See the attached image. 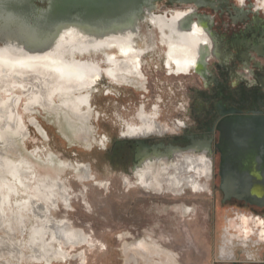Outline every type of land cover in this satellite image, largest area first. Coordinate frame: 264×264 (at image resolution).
<instances>
[{"label":"rangeland","instance_id":"1","mask_svg":"<svg viewBox=\"0 0 264 264\" xmlns=\"http://www.w3.org/2000/svg\"><path fill=\"white\" fill-rule=\"evenodd\" d=\"M247 4L254 8L257 5L263 7L264 3L247 0ZM151 30L150 28L148 31ZM146 31L143 30L144 33ZM141 44L138 46L143 47ZM153 44L152 41L147 43L154 50L141 61L142 74L146 79V91L124 88L120 84L116 89L109 87L108 82L104 80L102 82L105 84L98 87V93H92V106L97 114L91 121L95 140L84 143L69 130L65 120L62 119L59 125L56 115H48L39 108L35 110L31 108L24 112L25 104H19L18 112L22 117H19V120L25 126L27 137L25 141L17 139V146L10 153V158L17 159L18 154H22V158H29L35 164L31 158L32 152L39 151L45 156L51 151L62 161L91 166L88 180L86 178L77 182L70 172L67 175L62 174L63 179H66L62 183L65 185L67 181V190L71 199L68 205L58 202L51 209L54 219L62 220L74 230L82 232L87 244L72 250L63 246V253L70 254L65 259H53L49 264H135L125 249L128 245L147 237L162 248L170 250L178 264H263V246L249 259L244 252L237 251L235 262L219 259L222 220L234 203L221 202L222 196L217 188L218 158L213 165L209 191L202 195H193L185 191L186 193L179 198L156 196L145 193L138 187L129 189L125 186L124 180L134 182V178L133 165L128 156L129 142L121 138L123 121H131L133 114L141 105L145 106L146 112H150L154 105H158L160 122L168 124L171 128L175 120L188 123L190 116H187L182 109L190 108L194 100L205 101L208 93L216 92L213 83H209L210 80L219 83L223 80V77H220L209 65L205 69L207 78H201L192 72L187 77H167L162 66L161 48ZM5 71L12 72L9 69ZM106 89L108 91H105ZM194 113L196 114V111ZM31 120L44 131L48 141L29 124ZM60 127L62 130L59 129ZM174 138L175 136H166L162 139L152 136L147 142L151 145L163 142L167 146L173 143ZM36 165L40 166L38 168L40 171H44V165L40 163ZM191 175L195 176L194 184L189 188L184 186L181 190H177L178 194L185 189H191L197 194L205 191L206 186L198 182L203 176L202 172ZM185 177L187 175L183 174L182 178ZM89 179L91 181L93 179L94 184ZM195 185L198 187L196 191L193 189ZM174 191L165 185L160 194L163 192L175 194ZM22 196L23 193H20V197ZM180 206L191 209V214L185 218L181 217L175 212ZM14 208V202L4 207L5 224L0 228L1 241L9 244L8 236L12 240L20 241L17 245L23 248L25 257L19 258V264H44L35 263L28 258L31 249L28 250L26 243L23 242L24 239L28 242L30 232L37 226L36 221L28 210L22 209L19 216L23 220L22 225L25 230H21V224L17 223L13 214ZM254 212L261 215L259 211ZM47 242L56 250L59 249V246L50 239ZM8 252H1L0 264H17L16 253L12 254L15 259L11 260ZM79 253L82 255L79 256Z\"/></svg>","mask_w":264,"mask_h":264},{"label":"flooded vegetation","instance_id":"2","mask_svg":"<svg viewBox=\"0 0 264 264\" xmlns=\"http://www.w3.org/2000/svg\"><path fill=\"white\" fill-rule=\"evenodd\" d=\"M257 1L264 3V0ZM177 2L179 0H159L155 3V7L156 9H161L160 11H169L171 9L185 11L183 7L176 5ZM198 3V7L192 5L190 24L194 25V29L191 35L173 37L166 32L160 31L157 23H154V20H150L155 29V35H151L153 39L159 41L158 45L163 56L162 66L166 71L167 77H187L191 72H198L207 78L205 69L209 65L216 70L220 77H223V80L220 83L210 80L209 83H213L212 85L216 88V92L208 93L205 101L194 100L190 108L182 109L191 118H189L188 123L175 120V123L172 124L173 128H171L168 124L160 122L158 105H154L150 112H146L144 110L145 106L141 105L140 109L133 114L131 121H123V131L126 124L134 127L143 125V118H150L156 121L163 131L162 135H148L138 138H129L127 134L121 135V138L129 142L128 156L131 158L133 165L132 176L134 182L127 181L128 185L126 187L129 189L138 187L148 194L174 198L181 197L186 193L185 191H189L193 195L205 194L209 191V182L213 177V165L216 158H218L219 162V155L214 149L218 141V133L214 128L223 119L221 114H226L227 111L234 109L241 115H264V69L262 64L258 62L260 60L264 63V4L263 7L257 5L253 8V6L247 4V0H198ZM202 30H206L211 36L210 43L214 47L211 53L204 51V43L207 40L201 35ZM70 36L72 41L78 40L77 37H80V33H71ZM130 36L127 40L122 41L113 40L112 38H110L111 40L93 41L92 44L95 47H102L93 51H88L89 46L84 44V46H80L81 50L74 49L76 51L73 54L65 53V84L76 90L80 89L83 84L87 85L84 89H80L82 94L86 95L85 101L80 104V109L83 112L90 111L89 123L92 127L91 121L97 114L92 106L91 98L93 94L98 93V87L105 84L103 83L104 80L108 82L109 87L116 89L120 84L124 88L146 91V79L142 74L143 64L141 61L145 54L153 51V47L149 45L142 49L135 48V41L131 40ZM85 39L83 38V40ZM6 42L10 43L11 40L7 38ZM88 43L91 44V42ZM74 46L72 47L75 48ZM83 50H85V53L80 54L79 52ZM3 58H6V56H3ZM9 59L13 58L10 57ZM127 63L133 64L137 68L136 78L138 77L141 82L139 88L130 82L114 80L111 76V72L118 64ZM105 91L108 90L106 89ZM194 111H196V114ZM93 132H95L94 127ZM94 136L95 133L92 136L93 140H95ZM152 136H158L161 139L166 136H175V138L171 145L165 146L163 142L151 145L147 141ZM140 146L150 148L162 146L163 148L158 149L160 153L168 151L169 149L167 150V148H171V150L173 148L177 149L174 152L190 150L196 153L204 152L209 162L210 174L208 178L200 177L198 182L206 186L205 191L197 194L191 189H185L178 195L166 192L156 194L139 187L134 174V167L141 162L140 160H135ZM148 152L152 154V150ZM161 159V161L158 160L153 163H143V166L147 165L150 168L160 167L163 162L171 163L174 157H162ZM69 163L75 166L82 164ZM85 165L89 166V172L91 173V166ZM69 172L70 175H73V179L78 182V176L68 169L67 174ZM92 181L91 183H93ZM219 193L222 196V204L234 203L233 207L227 210L228 213L224 215L222 220L220 246L218 248L219 259L226 262H235L236 251L244 252L246 258L249 259L260 247H264V208L251 206L233 199L224 200L222 193L220 191ZM182 208L186 207L180 206L176 209L180 211ZM254 211L261 212V215L256 214ZM247 213L248 215H245ZM178 214L181 216L180 213ZM145 239L138 242H154L149 237ZM165 250L174 255L170 250ZM176 264L178 263L176 262Z\"/></svg>","mask_w":264,"mask_h":264},{"label":"bare ground","instance_id":"3","mask_svg":"<svg viewBox=\"0 0 264 264\" xmlns=\"http://www.w3.org/2000/svg\"><path fill=\"white\" fill-rule=\"evenodd\" d=\"M71 33L78 34L76 30L65 31L63 29L53 42L52 48L39 54L26 52L24 43L0 44V228L2 224H5V206L14 202L15 211L13 214L17 223L20 222L21 230H25V228L19 215L22 209L28 210L37 226L33 227L30 232L28 242L25 239L23 242L26 243L25 246L28 250L31 249L28 258L35 263L49 264L53 259H65L70 253L65 255L62 251L63 246L72 250L87 244V239L82 232L74 230L62 220L54 219L51 209L58 202L68 205L71 199L67 190V181L65 185L62 183L63 180H66L63 179L62 174L67 175L69 169L78 176L79 181H84L89 175V166L85 164L75 166L62 161L51 151L45 156L39 151L32 152L31 158L35 164L29 158H22V154H18L17 159L10 158V153L17 146V139L25 141L27 137L25 126L19 120L21 117L18 112L20 103L25 104L24 112L31 108L33 110L39 108L48 115H56L59 125H61L62 119L65 120L69 130L73 132L74 136L81 138L84 143L93 140L92 136L95 132L89 123L90 111L86 112L85 109L83 112L80 109V104L86 99V95H83L80 89H84L87 85L83 84L80 89L76 90L65 84V53H67L65 48L70 45L74 46L72 43L77 41L71 40ZM128 38L129 36L115 39L122 41ZM56 46H60L58 48H61V53L55 52ZM10 57L13 59H9ZM8 69L12 72L5 71ZM136 72L137 68L133 64H118L111 72V76L114 80L130 82L139 88L141 82L138 77L136 78ZM26 114L28 113L26 112ZM29 124L37 129L44 140H49L33 120L29 121ZM59 129L62 130L61 127ZM122 134H127L129 138H138L162 135L163 131L156 121L143 118V125L134 127L126 124ZM144 156L145 158L140 160L139 165L141 166L134 167V174L139 187L147 191L160 194L166 185L172 191L175 190L177 195V190H181L184 186L189 188L194 184L195 176L191 174L202 172L203 176L207 178L210 174L209 162L204 152L173 151L166 156L144 152ZM169 156L174 157L171 163L166 161L160 167L155 168L143 166V163L161 161L162 157ZM36 163L44 165V171H40L38 169L40 166ZM183 174L187 177L182 178ZM124 184L127 186L128 182L124 180ZM193 189L196 191L198 187L195 185ZM20 193H23L22 197H20ZM175 212L185 218L191 214V209L182 208L180 211L175 209ZM49 239L52 243H56L59 249L56 250L53 245L50 246V243L47 242ZM147 242L140 241L126 247L125 251L129 254L131 261L135 264H176L174 256L170 252L154 242ZM8 243L6 244L0 239V257H2V251H9L11 260L16 258L17 264H19V258L25 257L23 248L17 245L20 244V241L12 240L8 236ZM13 253H16L15 258L12 257ZM80 255L82 253H79Z\"/></svg>","mask_w":264,"mask_h":264},{"label":"water","instance_id":"4","mask_svg":"<svg viewBox=\"0 0 264 264\" xmlns=\"http://www.w3.org/2000/svg\"><path fill=\"white\" fill-rule=\"evenodd\" d=\"M158 1L0 0V44L7 43L9 38L13 44L24 43L26 52L39 54L52 48L60 31L72 29L80 33L79 39L72 43L78 51L84 44L89 46L88 51L102 48L88 42L125 38L129 34H132L130 37L135 41V48L148 47L149 41L159 46V41L152 37L155 29L150 20L157 23L160 31L173 37L191 35L194 29V25L190 24L192 5L198 7V0H179L176 5L185 11H160L155 7ZM150 28L152 30L148 31ZM201 35L210 41L211 36L206 30H202ZM83 38L86 39L81 41ZM58 47L54 48L55 52L61 53ZM65 49L71 54L76 51L71 45ZM79 53L83 54L85 50ZM221 116L223 119L214 128L218 133L214 146L219 155L218 189L224 200L233 199L264 208V115H241L231 109ZM159 148L163 147L140 146L135 160L144 159L143 153L151 150L153 155L158 156L177 150L167 148L170 152L160 153Z\"/></svg>","mask_w":264,"mask_h":264},{"label":"crops","instance_id":"5","mask_svg":"<svg viewBox=\"0 0 264 264\" xmlns=\"http://www.w3.org/2000/svg\"><path fill=\"white\" fill-rule=\"evenodd\" d=\"M205 47H204V51L205 52H207V53H211L212 52V50H214V47L211 45V43H210V41L208 40L206 43H205V45H204ZM202 50V51H203ZM258 62H260L261 64H262V68L264 69V63H263V61H260V60H258ZM197 67V66H196ZM196 69V68H195ZM194 69V70H195ZM193 70V71H194ZM196 71H197V69H196ZM193 73V72H192ZM198 73V72H197ZM194 73V74H196V75H198L199 77H201V78H204V75L202 74V73Z\"/></svg>","mask_w":264,"mask_h":264}]
</instances>
